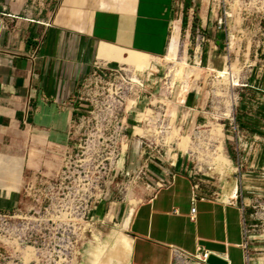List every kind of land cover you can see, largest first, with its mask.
Wrapping results in <instances>:
<instances>
[{"label":"rangeland","instance_id":"rangeland-1","mask_svg":"<svg viewBox=\"0 0 264 264\" xmlns=\"http://www.w3.org/2000/svg\"><path fill=\"white\" fill-rule=\"evenodd\" d=\"M212 2L228 15L223 68L194 63L186 28L158 69L149 57L102 50L100 59L128 66L82 82L73 147L53 169L25 173L12 207L0 191V264H119L112 254L132 210L179 173L241 204L245 264H264V0ZM148 69L158 73L145 82Z\"/></svg>","mask_w":264,"mask_h":264},{"label":"crops","instance_id":"crops-1","mask_svg":"<svg viewBox=\"0 0 264 264\" xmlns=\"http://www.w3.org/2000/svg\"><path fill=\"white\" fill-rule=\"evenodd\" d=\"M218 15L210 0H0V152L11 155L0 157V191L11 194V207L25 173L53 169L73 147L82 82L100 67L126 65L100 59L104 48L149 57L158 69L156 59L176 57L186 28L202 38L194 63L220 69L226 32L215 27ZM145 72L147 82L158 70ZM192 182L174 174L132 210L126 264H182L173 251H207L229 264L239 254L245 264L241 204L200 190L192 202Z\"/></svg>","mask_w":264,"mask_h":264},{"label":"built area","instance_id":"built-area-1","mask_svg":"<svg viewBox=\"0 0 264 264\" xmlns=\"http://www.w3.org/2000/svg\"><path fill=\"white\" fill-rule=\"evenodd\" d=\"M212 4L216 5L219 9V15L217 16L215 20V27L217 30L220 31H227V26H228V15L226 13V7L224 5H221L219 3H213ZM202 41L201 36L197 33L195 36V49H194V54H197V51L200 50V47L198 44H200ZM99 72L106 76H122L123 69H121L119 66L113 67V66H104L98 68ZM143 87V85H140ZM188 174V173H187ZM193 182H192V190H193V195H192V202L197 199L196 191L199 190L198 184L194 180V177L190 174H188ZM174 174L171 175L170 178H173ZM163 184H159V188H161ZM194 214V208L191 209V215ZM176 258L182 263V264H208L207 261L210 257V253L207 251H199L197 254H194L193 256L186 255L182 252H177L173 251ZM229 264V262H228Z\"/></svg>","mask_w":264,"mask_h":264},{"label":"bare ground","instance_id":"bare-ground-1","mask_svg":"<svg viewBox=\"0 0 264 264\" xmlns=\"http://www.w3.org/2000/svg\"><path fill=\"white\" fill-rule=\"evenodd\" d=\"M168 57L171 59H174V54L171 53L170 55H168ZM178 74H179V71L176 73L175 76H177ZM227 74H228V72L226 73V75ZM234 194H235L234 196L236 197L237 187L234 190ZM128 255H129V239L124 236V237L120 238V241H118L117 248H116L115 252H113L112 256H114L120 264H126L127 259H128ZM106 264H108V263H106Z\"/></svg>","mask_w":264,"mask_h":264},{"label":"water","instance_id":"water-1","mask_svg":"<svg viewBox=\"0 0 264 264\" xmlns=\"http://www.w3.org/2000/svg\"><path fill=\"white\" fill-rule=\"evenodd\" d=\"M207 263L208 264H228V261L219 256L211 254Z\"/></svg>","mask_w":264,"mask_h":264},{"label":"trees","instance_id":"trees-1","mask_svg":"<svg viewBox=\"0 0 264 264\" xmlns=\"http://www.w3.org/2000/svg\"><path fill=\"white\" fill-rule=\"evenodd\" d=\"M185 21H186V20L184 19V20H183V26L185 25Z\"/></svg>","mask_w":264,"mask_h":264}]
</instances>
